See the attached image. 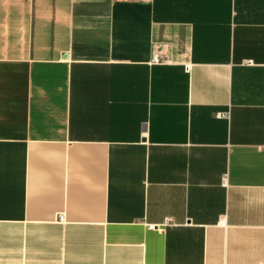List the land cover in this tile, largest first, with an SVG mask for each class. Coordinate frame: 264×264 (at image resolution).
<instances>
[{"label": "crops", "instance_id": "0c3cea01", "mask_svg": "<svg viewBox=\"0 0 264 264\" xmlns=\"http://www.w3.org/2000/svg\"><path fill=\"white\" fill-rule=\"evenodd\" d=\"M0 264H264V0H0Z\"/></svg>", "mask_w": 264, "mask_h": 264}, {"label": "built area", "instance_id": "2783aa9c", "mask_svg": "<svg viewBox=\"0 0 264 264\" xmlns=\"http://www.w3.org/2000/svg\"><path fill=\"white\" fill-rule=\"evenodd\" d=\"M150 63L153 65H169L172 64V59L163 47L155 46L152 50ZM249 63V62H248ZM221 118H229V113H222ZM64 214L60 216V221H64ZM152 228H155L152 226Z\"/></svg>", "mask_w": 264, "mask_h": 264}]
</instances>
